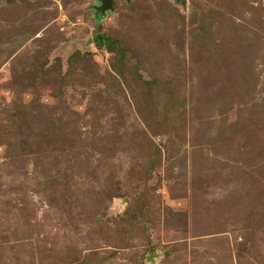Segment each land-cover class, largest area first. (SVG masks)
Masks as SVG:
<instances>
[{"label": "rangeland", "instance_id": "rangeland-1", "mask_svg": "<svg viewBox=\"0 0 264 264\" xmlns=\"http://www.w3.org/2000/svg\"><path fill=\"white\" fill-rule=\"evenodd\" d=\"M98 4L0 0V264H264V0Z\"/></svg>", "mask_w": 264, "mask_h": 264}, {"label": "water", "instance_id": "water-1", "mask_svg": "<svg viewBox=\"0 0 264 264\" xmlns=\"http://www.w3.org/2000/svg\"><path fill=\"white\" fill-rule=\"evenodd\" d=\"M128 1V0H127ZM113 0H99V4L95 6V13H99L100 15H103L106 10L111 9L113 6Z\"/></svg>", "mask_w": 264, "mask_h": 264}, {"label": "trees", "instance_id": "trees-1", "mask_svg": "<svg viewBox=\"0 0 264 264\" xmlns=\"http://www.w3.org/2000/svg\"><path fill=\"white\" fill-rule=\"evenodd\" d=\"M101 38H102V36L100 35V36H99V39H101Z\"/></svg>", "mask_w": 264, "mask_h": 264}]
</instances>
